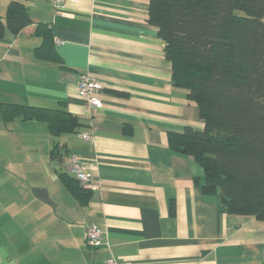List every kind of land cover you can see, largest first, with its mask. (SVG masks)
Instances as JSON below:
<instances>
[{
  "label": "crops",
  "instance_id": "obj_1",
  "mask_svg": "<svg viewBox=\"0 0 264 264\" xmlns=\"http://www.w3.org/2000/svg\"><path fill=\"white\" fill-rule=\"evenodd\" d=\"M22 1L32 23L0 38V103L63 101L80 125L54 137L43 122L5 123L0 113V264H264V221L228 213L219 189L202 192L203 167L168 145L169 132L200 130L203 120L171 79L149 0L59 10L53 0ZM39 22L50 25L61 63L35 56ZM81 74L104 84L95 111L78 95ZM72 152L99 184L82 201L58 177L72 174ZM92 223L103 229L97 247L86 242Z\"/></svg>",
  "mask_w": 264,
  "mask_h": 264
},
{
  "label": "trees",
  "instance_id": "obj_2",
  "mask_svg": "<svg viewBox=\"0 0 264 264\" xmlns=\"http://www.w3.org/2000/svg\"><path fill=\"white\" fill-rule=\"evenodd\" d=\"M148 21L158 28L171 79L188 89L202 129L169 132L170 148L191 155L204 170L203 193L217 189L227 212L264 221V0H149ZM32 23L22 0H9L0 14V38ZM39 59L61 63L48 23H37ZM58 107L0 103L3 122L40 121L57 137L80 122L65 102ZM55 141L51 156L57 154ZM65 188L78 200L88 189L67 172ZM197 183L198 181L195 180Z\"/></svg>",
  "mask_w": 264,
  "mask_h": 264
},
{
  "label": "built area",
  "instance_id": "obj_3",
  "mask_svg": "<svg viewBox=\"0 0 264 264\" xmlns=\"http://www.w3.org/2000/svg\"><path fill=\"white\" fill-rule=\"evenodd\" d=\"M67 1L77 0H53L54 7L59 10L62 9ZM104 88V84L97 76L90 74H81L77 81L78 95L84 98L89 108L92 111L97 110L103 106V99L101 97V91ZM81 137L83 139H92V135L88 132H82ZM70 167L72 175L79 181V183L88 189H95L99 187V184L95 181V175L92 173L89 163H87L83 157L78 153L72 152L69 156ZM103 229L97 224L92 223L89 225L86 242L92 247H97L102 242ZM102 264H129L127 261H118L111 257Z\"/></svg>",
  "mask_w": 264,
  "mask_h": 264
},
{
  "label": "rangeland",
  "instance_id": "obj_4",
  "mask_svg": "<svg viewBox=\"0 0 264 264\" xmlns=\"http://www.w3.org/2000/svg\"><path fill=\"white\" fill-rule=\"evenodd\" d=\"M9 0H0V13L3 15L4 14V10L6 7V4ZM264 20V17H263Z\"/></svg>",
  "mask_w": 264,
  "mask_h": 264
}]
</instances>
